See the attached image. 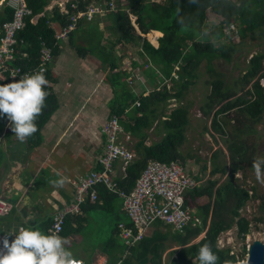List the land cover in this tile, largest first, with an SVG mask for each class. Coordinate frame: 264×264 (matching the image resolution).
I'll return each mask as SVG.
<instances>
[{
	"label": "trees",
	"instance_id": "1",
	"mask_svg": "<svg viewBox=\"0 0 264 264\" xmlns=\"http://www.w3.org/2000/svg\"><path fill=\"white\" fill-rule=\"evenodd\" d=\"M24 1L30 9L31 15L25 17V27L17 35L16 60L14 62V66L20 67L22 71L36 68L41 51L46 47L52 48L53 57L57 54L58 45L54 46L56 44L54 35L57 29L60 30L69 25V15L85 11L92 3L100 4L104 9H107L110 0L69 1L66 5L67 15L61 14L57 7L46 12L45 8L51 0ZM123 2L125 3L123 4ZM36 16L39 18L35 23H32ZM12 17L13 11L6 6L2 7L0 27ZM209 17L218 20L217 26L209 23ZM101 19L109 22L105 30L110 31V35L116 36L114 44L131 43L138 46L142 43L143 48L139 51L140 56H148L150 59L148 62L163 73L162 77L170 80L174 85L177 83L182 85L185 89L198 77L196 71L203 61L206 62V68L210 72L212 71L211 63L215 60H221L227 64L232 62V54L237 49V45L225 30L230 29L229 32H231V27H235V31L241 39L248 38L254 32L264 36V0H165L162 5L150 2V0H122L117 1L114 12H107L90 22L86 21L85 18H80L76 23L75 30L70 33L69 40L72 43L77 34L81 39H85L89 43L88 47L75 46L79 56H86V53L90 52L106 63L109 72H112L118 66L114 63L113 50L101 45L103 33L98 29ZM209 24L213 29L211 34L205 35L202 32L209 29ZM136 28L139 31L138 34ZM151 31L157 33L153 34L154 36L159 34L156 37L159 44L157 49L143 38ZM233 35L234 33H232ZM224 39H226L227 44H224ZM262 60H264V54L252 56L244 74L236 80L233 88L229 87L223 80L212 81L211 91L204 99L205 105L201 108L206 118H209L211 112L217 108L212 118V128L220 136L226 132L217 121L218 115H228L233 112V118L240 126H238L240 129L230 133V140L226 139L228 142L226 149L231 162V176L234 171L244 170L245 167L253 168V161L259 157L253 141L244 140L241 135L243 133L255 134L254 126L261 121L264 114V89L260 84L264 78V72L259 75V72L264 70V66L261 65ZM48 72L49 70L43 74L46 79L49 78ZM172 74H176L178 79L175 80L171 76ZM182 80L185 82L181 84L180 81ZM163 81L160 78V82ZM8 82L11 80L7 75L0 79V83ZM156 87L157 85H155ZM155 88L152 93L139 99L140 106L138 108L134 107V111L140 112L141 117L135 118V123L130 130L134 135L137 134L140 139V146L146 139L141 128L150 127L158 118V109L162 110V107L158 105V101L162 100L160 98L161 93ZM114 89L115 95L121 97V92L117 91L115 86ZM44 90L48 91L49 88L44 86ZM174 96L181 98L182 95L177 92ZM129 97H131L130 102L124 98L125 100L117 104L114 100V115L119 117L122 113L124 114L130 104H134L132 96ZM162 97L163 100L166 98L165 95ZM44 103L45 106L41 114L37 116L40 126L56 110L52 96H46ZM151 105H154L153 108L150 107ZM161 114L159 113L160 116ZM149 116L152 117V121H149ZM170 116L171 119L163 124V128L167 130L162 141L153 143L151 146L143 145V154H140L141 150H135L140 155V159L128 165L123 177L115 178L118 191L130 193L150 160L167 163L175 160L183 162L179 148L183 143V126L187 121L185 119L186 110L180 107L175 109ZM5 117L7 114L3 116V118ZM123 124L128 130L127 122H123ZM221 155L223 157L224 153L220 149L212 153L210 164L213 167L209 171L210 177L216 174L226 175V160L219 167L214 165L215 158H220ZM202 174H206L205 168L202 169ZM210 179L205 181L206 183L202 187H197L185 195L186 203L196 210V216L199 219L194 227L188 226L180 232L171 225L156 221L152 224L151 229L154 230L148 233L149 235L147 234L139 242L128 248L124 243L119 242V244L117 241L120 238L118 223L119 233L116 230L113 231L111 237L107 238L104 245L100 247L101 252L107 257V264H161V253L166 249L171 250V248L178 250H171L168 256L170 258L168 264H200L198 253L204 244H207L218 257L216 264H235L237 257L231 254L229 249H219L216 245V239L222 232L231 229L234 225L238 229L239 236L245 237L248 234L249 222L239 214L248 194L229 182L225 183L224 186H218L217 181ZM196 180L201 181L200 175L196 176ZM215 187L216 189L213 191ZM97 188L95 202L91 203L86 199L80 205V214L100 212L108 217L116 215V202L120 197L107 191L104 187ZM202 198L207 199L205 204H201ZM80 218V215L65 217L60 237L67 236L74 220L75 224L79 225L77 222ZM52 220L53 218L45 222V231L48 235L53 224ZM253 220L264 222V216L255 217ZM161 227H165L166 231L161 232ZM204 231V238L198 243L191 244V241ZM120 240L122 239L120 238ZM166 241L175 245H165ZM124 248L128 251L125 257L121 256L124 253Z\"/></svg>",
	"mask_w": 264,
	"mask_h": 264
},
{
	"label": "crops",
	"instance_id": "2",
	"mask_svg": "<svg viewBox=\"0 0 264 264\" xmlns=\"http://www.w3.org/2000/svg\"><path fill=\"white\" fill-rule=\"evenodd\" d=\"M7 1L0 0V12ZM58 1L61 0H51L45 11L54 8ZM38 18L39 16L34 17L32 23H35ZM108 24V21L101 19L98 29L104 34ZM102 25H104L103 28H101ZM153 34L157 33L151 31L146 36ZM146 36L143 38L145 39ZM158 36L159 34L154 37V45L153 42L145 40L157 49L159 44L156 37ZM141 48H143L142 43L132 49L131 58L126 59L130 69L125 71L120 70L129 53L125 51L121 56H117L112 51L114 63L118 68L110 73L106 67L107 64L101 59L90 52H87L86 56H79V52L69 38L65 39L59 43L58 52L47 68L49 83L45 87L49 90L46 92L47 96L54 98L56 104V110L49 119L40 126L39 117L36 118L37 131L24 141H20L12 131L13 125L7 117H0V198L9 206L7 213L0 216V234L11 236L21 228L39 229L46 234L45 222L50 221L57 211L72 200L74 191L72 181L98 169L97 160L104 145L101 128L114 115L115 89L113 83L110 84L108 81L109 75L113 74L111 79L123 78L125 83V79L131 77V81H134L131 87L126 83L127 97L124 96V92H121V97L129 102L131 101L129 96H132L134 104L128 106L124 111L125 115L122 113L123 115L117 116L124 129L120 141L124 142L134 154L133 162L140 159V155L135 150L139 149L140 154H143V145L153 144L151 141L148 143V132L153 130L152 125L141 128L146 136L141 146L137 134L134 135L130 130L135 123V118L141 117L140 112L134 111V107L140 106H136L137 103L140 104L139 99L154 91L156 81L160 83V79L154 80L150 74L145 76L141 70V73L138 71L137 74H133L132 69L137 65L136 57L143 60V65L145 59L147 67L153 65L149 63L148 56H140ZM72 51L76 56L67 60L68 53ZM121 61L123 62L120 63ZM98 63L102 76L96 72ZM141 64L142 62L139 66ZM154 69L152 70L156 71L159 78H162L163 73L157 67ZM138 74H142L146 81H136L135 76ZM134 89L138 91L134 92ZM123 122H127L128 130L125 129ZM126 136L130 137L129 141H125ZM115 169V177H123L120 162L115 164ZM118 201L122 202L121 199ZM120 209L119 211L123 212L122 204ZM95 213L79 214L81 216L77 222L79 225L75 224L74 220L71 230L64 237L67 240L66 247L72 251L74 259L83 264H107L108 262L100 246L97 248L89 243L93 235L97 236L96 225L91 227L92 223L98 222V218L93 217ZM128 222L127 220V222L119 223L127 225ZM85 245L87 247H82ZM127 252L124 248L121 256L125 257Z\"/></svg>",
	"mask_w": 264,
	"mask_h": 264
},
{
	"label": "rangeland",
	"instance_id": "3",
	"mask_svg": "<svg viewBox=\"0 0 264 264\" xmlns=\"http://www.w3.org/2000/svg\"><path fill=\"white\" fill-rule=\"evenodd\" d=\"M125 2H123V4ZM150 2H155L159 5H162L164 4L165 0H150ZM51 9H53V7ZM132 21H134V18H132ZM208 21L214 26H217L218 24V20L214 17H209ZM103 27L104 25L101 26V28ZM137 28L136 31L138 34L139 31ZM212 29V26L209 24V29L204 30L202 33H205V35H209L211 34ZM58 31L59 29H57V32ZM229 31L230 29L225 30V32H228L227 34H230L229 36L231 40L237 45V49L232 54V62L227 64L226 62H223L221 60H215L211 63L212 71L210 72L206 68V62L203 61L202 63H200L196 71L198 77L195 78L193 82L190 83L185 89L182 87V85H178V83L174 85L172 82H170V80L164 77H162V79L164 80L163 82L158 83V81H156L155 84L157 85V87L155 89L156 91H160V98H162V100L158 101V105L162 107V110L158 109V118H156L152 124L153 130L148 132V143H150V141L153 143L162 141V138L165 137L167 130L166 128H163V124L171 119L170 114L175 109H179L180 107H182L186 110L185 119L187 121L183 126V143L179 148V152L183 156V162L181 160L180 162L184 164L189 172L192 171L194 174L198 176L200 175L201 181L199 182V187H202L203 184L205 185V181L211 178V181H217L218 186H224L225 183L229 182L234 187H237L247 192L248 194V197L239 210L240 216L244 217L249 222L248 234L245 235V237L239 236L238 229L234 225L231 229L222 232L216 239V245L219 249H229L231 254H234L237 257V262L235 264H245L248 246L254 240H259L264 243V222H257L253 220V218L255 217L260 218L264 216V175L258 177L254 168L245 167L244 170H237L236 172H232L231 176V162L229 160L226 149V144L228 143L226 142V139L230 140V133L240 129V126L238 125L237 121L234 120L233 112L229 113L228 115H218L217 121L222 125L224 131L226 132V134L220 136V134L215 132L212 128V118L214 113H216L217 108L211 112L209 118H206L203 115L201 108L205 105L204 99L211 91L212 81L223 80L226 84H228L229 87L233 88L236 80L240 79L244 74L251 57L256 54H264V36H260L258 33L254 32L252 33V35H249L248 38L241 39L237 35L235 27H231V32ZM232 33H234L233 36ZM115 37V35H110V31L104 29L101 45L105 46L108 49H112L117 56H121L125 51L129 53L127 54L124 62H120H123V66L121 67L122 70L120 71L129 70V63L126 59L131 58V54H133L132 49H134L135 46L131 43L114 44V41L116 39ZM154 37V35H147L145 39L149 42H153L154 45ZM72 43L74 47H88L89 44L85 41V39H81L78 34L76 35L75 39L72 40ZM224 44H227L226 39H224ZM74 56H76L74 51L70 52V54L68 53L67 60ZM144 61L145 64L143 65V60H140V58L138 57L135 58V63L137 65L132 69L133 74H137L138 71L140 72L141 70V72L144 73L145 76L150 74L154 80H159V75L156 73V71L152 70L156 68V66L148 65L147 67V62L145 59ZM141 62L142 64L139 66ZM261 65L264 66V60H262ZM100 68V64L98 63L96 72H98L99 75L102 74ZM263 72L264 70L259 72V75ZM171 76L175 80L178 79L176 74H172ZM131 78L125 79L126 83L130 87L134 85V81H131ZM135 79L136 81L141 82L146 81V78L143 77L142 74H138V76H135ZM111 80L113 83L112 85L117 88V91L127 93L125 89H128V86L124 82L123 78L114 77L111 79V76L109 75L108 81L110 82V84ZM180 82L182 84V82H185V80H182ZM260 84L264 89V78H262ZM164 87L165 89H163ZM137 91L138 89H134V92ZM177 92L181 93V98H175L174 95H176ZM162 95L166 96L164 100ZM124 96L127 97L126 94H124ZM114 99L117 104L125 100L120 96L117 97L116 95H114ZM153 106L154 105H151V107ZM159 113H162L161 116L159 115ZM148 119L149 121H152L151 116H149ZM254 131L255 134L253 135H247L246 133H243L241 136L244 140L253 141L258 156L264 157V114L261 121L255 124ZM219 149L224 153V156L222 157L221 155L220 158H215L214 165L219 167L222 165L224 160H226V175L222 176L221 174H216L215 176L210 177L209 171L212 170L213 167V165L210 164V159L212 160V153L215 150ZM203 168H205L206 172V174L204 175L202 174ZM215 189L216 187L213 188V191H215ZM206 200L205 198H202L200 200L201 204H205ZM121 204L122 202L120 203V201L116 202L117 212L114 216L110 215V217H108L106 214L100 212H96L94 214L93 217L94 219L98 218V222L96 221L95 223L91 224V227H95V225L97 227V236L94 237L93 235L89 241L92 246H95L97 248L98 246H103L106 242V239L111 237L113 231L116 230L119 233L117 224L119 222H127L128 219L121 211H119L121 210ZM195 211L196 210L193 208V212ZM100 215L102 216L101 218ZM195 225H192L191 227H194ZM153 230L154 229L152 228L150 230V233ZM160 231L165 232V227H161ZM205 231L194 238L191 241V244L198 243L202 238H204ZM117 241L118 243L121 242V244L124 243L123 240H120V238L117 239ZM165 245L174 246L175 244L166 241ZM82 247L85 248L87 247V245ZM84 248L83 250H85ZM171 250L177 251L178 249L171 248ZM171 250L166 249L161 253V264H168L170 259L168 258V256L169 253H171Z\"/></svg>",
	"mask_w": 264,
	"mask_h": 264
},
{
	"label": "built area",
	"instance_id": "4",
	"mask_svg": "<svg viewBox=\"0 0 264 264\" xmlns=\"http://www.w3.org/2000/svg\"><path fill=\"white\" fill-rule=\"evenodd\" d=\"M69 1L74 0L56 2L61 14H68L66 5ZM117 1L122 0H110L107 9L100 4L92 3L85 11L69 15V25L61 28L54 35L56 42L54 46L68 38L69 34L75 30L80 18L90 22L107 12H114ZM6 6L13 11V17L0 27V77L7 75L10 80H18L25 75L44 74L53 58L50 47L42 49L36 68L22 71L20 67L14 66L17 35L24 29V19L31 15V11L24 0H8ZM136 106H139V103ZM123 132L120 119L116 115L102 126L104 145L97 160L98 169L72 181L74 190L72 200L54 214L49 235L60 236L65 217L79 215L80 205L86 199L91 203L95 202L97 187L100 186L122 199V211L129 219V223L127 225L119 223L118 229L120 238L128 248L143 239L156 221L171 225L180 232L184 231L187 225L198 221L194 215L195 212L186 203L185 195L197 188L199 182L196 180V174L189 172L179 161L167 163L150 160L130 193L126 194L117 190L115 164L120 162L121 173L124 176L128 165L134 161V154L124 142L120 141ZM129 139L130 137L126 136L125 141ZM8 209V203L0 198V216L7 213ZM0 236L4 235L0 234Z\"/></svg>",
	"mask_w": 264,
	"mask_h": 264
},
{
	"label": "clouds",
	"instance_id": "5",
	"mask_svg": "<svg viewBox=\"0 0 264 264\" xmlns=\"http://www.w3.org/2000/svg\"><path fill=\"white\" fill-rule=\"evenodd\" d=\"M48 83L42 73L0 83V117L7 114L13 125L12 131L20 141L37 131L35 120L45 106L48 93L44 86ZM253 168L258 177L264 175V157H257ZM194 215L198 221L187 227L199 222L196 212ZM66 245L67 240L58 234L48 235L39 229L21 228L11 236H0V264H82L74 259ZM198 259L200 264H216L218 257L204 244L199 249Z\"/></svg>",
	"mask_w": 264,
	"mask_h": 264
},
{
	"label": "water",
	"instance_id": "6",
	"mask_svg": "<svg viewBox=\"0 0 264 264\" xmlns=\"http://www.w3.org/2000/svg\"><path fill=\"white\" fill-rule=\"evenodd\" d=\"M245 264H264V243L254 240L248 246Z\"/></svg>",
	"mask_w": 264,
	"mask_h": 264
}]
</instances>
